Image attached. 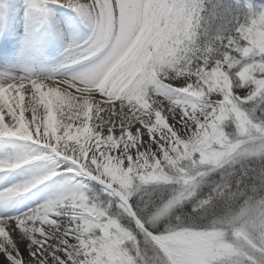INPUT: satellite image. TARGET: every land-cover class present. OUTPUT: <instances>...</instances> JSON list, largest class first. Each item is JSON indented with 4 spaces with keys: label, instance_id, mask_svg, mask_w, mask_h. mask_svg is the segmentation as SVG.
I'll return each mask as SVG.
<instances>
[{
    "label": "snow or ice",
    "instance_id": "1",
    "mask_svg": "<svg viewBox=\"0 0 264 264\" xmlns=\"http://www.w3.org/2000/svg\"><path fill=\"white\" fill-rule=\"evenodd\" d=\"M0 264H264V0H0Z\"/></svg>",
    "mask_w": 264,
    "mask_h": 264
}]
</instances>
